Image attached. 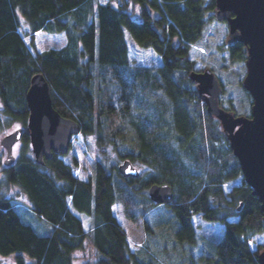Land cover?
<instances>
[{"label": "trees", "instance_id": "trees-1", "mask_svg": "<svg viewBox=\"0 0 264 264\" xmlns=\"http://www.w3.org/2000/svg\"><path fill=\"white\" fill-rule=\"evenodd\" d=\"M215 0H0V137L13 123L23 125V147L11 164L0 153L1 182L25 195L26 215L46 223L43 233L25 222L19 202L0 186V264H76L91 243L96 257L86 264H154L131 251L127 232L113 212L121 202L132 221L145 219L157 204L153 185H170L177 216V239L195 243L193 216L224 225L213 264H260L249 241L264 231L261 203L245 182L220 122L207 112L190 80L192 46L214 17ZM39 31L65 33L61 48L39 51ZM128 34L162 58L156 69L132 67ZM234 60L245 46L230 48ZM52 87L54 107L94 137V174L81 179L53 152L38 163L31 153L27 92L34 75ZM127 129L133 138L123 151ZM1 140V139H0ZM138 161L150 173L124 177L120 160ZM242 183L228 191L225 184ZM2 185V184H1ZM77 212L91 217L89 229ZM238 221H229L231 216Z\"/></svg>", "mask_w": 264, "mask_h": 264}, {"label": "rangeland", "instance_id": "rangeland-1", "mask_svg": "<svg viewBox=\"0 0 264 264\" xmlns=\"http://www.w3.org/2000/svg\"><path fill=\"white\" fill-rule=\"evenodd\" d=\"M97 1L101 3L108 2V0ZM204 1L208 2L209 0ZM228 33V23L214 18L204 36L192 46L191 57L195 60V69L197 71L201 72L210 69L219 78L222 85L219 97L220 104L228 110H233L237 115L250 117L253 98L242 85V81L247 74L246 58L240 61L232 58L230 48L234 43L228 40ZM126 41L132 67L146 66L156 69L162 64L161 56L153 48L140 47L128 34ZM66 43L67 37L64 32L48 33L46 31H39L36 33L35 44L39 51H45L50 48H61ZM18 128H23V125L19 122L13 123L4 130L0 139ZM133 134L131 129H127L123 143L120 146V151L128 147ZM22 147V140L15 144L13 150L15 157L20 154ZM30 149L33 154L32 148ZM0 153H2L4 161L7 151L1 145ZM96 154L94 137L90 136L87 138L79 133L77 136H74L71 149L68 154L63 156V159L72 165L73 159L76 158L78 165L73 166L74 174L81 179H87L90 175L94 174V158ZM122 161L120 160L119 163ZM133 164L143 175L150 173V167L147 165L138 161H134ZM1 180L2 174L0 172L1 189L7 196H13L18 200L20 205L19 213L22 219L42 230L47 223L33 212L26 215L28 205L23 201L25 195L20 188L15 185H7L1 182ZM241 183L242 179L239 177L226 183L225 188L229 191L232 186ZM113 212L127 232L131 251H140L146 259L153 258L154 264H213L215 262L216 245L222 239L224 233V225L220 222L205 220L201 214L194 215L192 221L196 227V241L191 244L177 239V216L167 204H157L147 213L146 219L149 230L145 227V219L132 221L126 216L123 203H116L113 206ZM77 215L84 220L85 227L89 229L91 217L79 212H77ZM238 220L239 216L237 215L229 217V221L234 222ZM249 245L252 249H257L260 246V251L263 250L264 231L252 236ZM77 255L76 264L90 263L96 257L91 243H87L85 253L79 251ZM1 263L14 264V258L10 256L2 259Z\"/></svg>", "mask_w": 264, "mask_h": 264}, {"label": "water", "instance_id": "water-1", "mask_svg": "<svg viewBox=\"0 0 264 264\" xmlns=\"http://www.w3.org/2000/svg\"><path fill=\"white\" fill-rule=\"evenodd\" d=\"M214 17L226 21L229 26L228 40L245 46L247 74L243 88L253 98L250 117L237 115L220 104L222 85L210 69L193 71L190 80L207 107L208 114L219 120L232 153L239 160L245 182L261 203L264 221V0H215ZM30 110L28 129L35 160L42 164L44 157L53 152L68 153L74 136L81 133V124L67 118L54 107L52 87L42 74L33 76L26 95ZM22 128L2 137L0 145L7 155L5 164L16 157L15 144L21 140ZM124 177H138L140 170L129 159L118 165ZM150 199L156 204H170L174 190L170 185H153L149 188ZM264 264V249L258 253Z\"/></svg>", "mask_w": 264, "mask_h": 264}, {"label": "crops", "instance_id": "crops-1", "mask_svg": "<svg viewBox=\"0 0 264 264\" xmlns=\"http://www.w3.org/2000/svg\"><path fill=\"white\" fill-rule=\"evenodd\" d=\"M126 36H127V34H126ZM82 220H83V219H82ZM83 222H84V220H83ZM84 227H85V223H84ZM85 228H86V227H85ZM86 229H87V228H86ZM42 230H43V231H42L43 233H47L49 229H48V227H47L46 229H45V227H44Z\"/></svg>", "mask_w": 264, "mask_h": 264}, {"label": "flooded vegetation", "instance_id": "flooded-vegetation-1", "mask_svg": "<svg viewBox=\"0 0 264 264\" xmlns=\"http://www.w3.org/2000/svg\"><path fill=\"white\" fill-rule=\"evenodd\" d=\"M204 71V70H203Z\"/></svg>", "mask_w": 264, "mask_h": 264}]
</instances>
